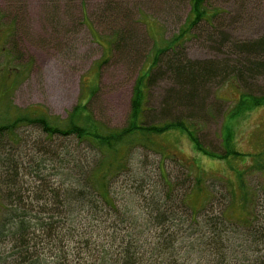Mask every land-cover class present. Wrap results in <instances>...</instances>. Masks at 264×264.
Segmentation results:
<instances>
[{"label": "rangeland", "instance_id": "rangeland-1", "mask_svg": "<svg viewBox=\"0 0 264 264\" xmlns=\"http://www.w3.org/2000/svg\"><path fill=\"white\" fill-rule=\"evenodd\" d=\"M109 2H114L112 6L117 11L114 16L120 17L119 20L108 16ZM201 7L206 9L207 19L201 20L186 36L182 47L189 59L231 57L228 48H220L214 42L213 31L224 32L235 43L264 36V0H206ZM125 15L135 25L133 31L145 42L142 57L136 53L119 56L113 51L114 34L126 22ZM193 18L192 0H0V125L25 114L32 118L45 115L52 125L66 128L74 108L87 103L83 116H76L78 122L90 114L106 130H122L128 125L139 77L148 70L158 50L165 48ZM171 54L172 51L161 56L146 88L148 98L143 109L147 124L172 118L163 113L165 96L174 87V79L167 72ZM223 79L219 77L206 86V115H183L188 118L187 123L194 121L202 144L223 155L222 158L195 149L182 129L153 135L150 143L154 150L130 144L129 138L126 139L116 163H109L114 155L101 158L91 144L73 137H54L50 146L49 142L46 144L52 150L38 155L32 144L36 145L40 132L26 126L18 128L16 132L22 135V140L9 142L10 150L19 147L23 156L21 173L25 174L26 182L23 192L29 196L27 208L33 206L34 213L41 211V203L37 204L34 196L45 191L44 183L39 186L35 182L36 176L31 173L33 164L44 156L50 159L42 172L60 182L70 175L74 164L72 161L61 165L59 170L60 158L54 150H60V156L68 160L72 158L65 153L68 149L78 162L86 161L87 166L99 159L105 163L111 194L126 215L137 218L135 229L144 221L147 211L143 198L136 192L135 181L145 176L149 181L147 189L155 192L168 191L166 180L175 184L174 188L170 185L169 204L179 205L187 195L190 208L199 213L200 220L211 214L220 216L226 209L225 216L234 222L236 229L235 236H231L235 246L238 241L244 242L245 237L251 240L256 226L264 225V101L256 106L253 104L256 100L249 94L264 96V71L248 76L247 87L232 75ZM46 136L42 134V139ZM143 137L146 136L136 135L137 139ZM117 164L126 167L119 170ZM3 192L0 185V219L6 211ZM112 219L106 224L110 225ZM124 224L129 227L124 231L133 234L132 225ZM155 232L153 228L150 236ZM259 241L262 243L254 245L257 252L247 253L250 260L264 253V239ZM12 246L11 240L0 238V264L10 262ZM238 249L235 247V258L230 264H236ZM242 259L239 255L237 263ZM83 264H87L85 259ZM189 264L199 262L196 259Z\"/></svg>", "mask_w": 264, "mask_h": 264}, {"label": "trees", "instance_id": "trees-1", "mask_svg": "<svg viewBox=\"0 0 264 264\" xmlns=\"http://www.w3.org/2000/svg\"><path fill=\"white\" fill-rule=\"evenodd\" d=\"M205 1L192 0L194 18L190 24L183 27L165 48L158 50L148 70L139 77L131 100L127 127L108 131L90 114L84 115V119L78 122L76 116H83L87 103H79L74 108L69 116L70 124L66 128L52 125L45 115L32 118L25 114L18 115L6 125H0V185L3 186L2 199L6 205L5 214L0 219V238L13 242L8 264H83L84 259L87 264H189L196 259L199 264H230L235 258V247L242 248L241 251H236V264L239 255L243 256V261L239 264H246L247 261L251 264H264V253L256 255L253 260L247 255L249 251L256 253L254 245L262 243L259 240L264 239L263 223L256 226L251 240L245 237L244 242L238 241L235 246L231 236H235L236 229L234 222L226 218V209L220 216L211 214L200 220L199 213L190 208L187 195L186 199L181 198L179 205L169 204L172 197L170 185L174 188L175 184H169L167 180L165 183L168 191L162 189L155 192L147 189L149 181L145 180V176L136 179V192L143 198L147 211L144 221L135 229L137 218L133 216L132 219V216L126 215L127 212L116 205L105 163L99 159L94 165L87 166L86 161L78 162L76 155L68 149H65V153L72 157L68 160L60 156V150H54L60 158L59 170L61 165L72 161L74 164L70 175L60 182L42 172L46 160L50 159L44 156L33 164L31 173L36 176L35 182H38L37 185L44 183L42 186L45 187L44 192L34 196L37 204L41 203L39 207H42L41 211L34 213L33 206L27 208L29 196H25L23 192V184L26 182L25 174L21 173L23 156L20 148L10 150L12 146L9 141L17 143L22 136L16 132L17 129L26 126L40 132L36 145L32 144L37 147L38 155L48 154V150H52L48 146L54 137H73L91 144L101 158L114 155V160L109 162L112 163L117 160V155L123 150L124 141L128 138L130 144L134 142L136 146L154 150L150 143L153 135L182 129L186 131L195 149L207 156L222 158L223 155H218L202 144L194 121L193 124L187 123L188 118L183 115H206L204 109L207 99L204 93L207 92L206 86L215 79L222 77L227 80L232 75L237 80L244 81L242 84L247 87L250 84L248 76L264 71V36L255 41L235 43L224 32L213 31L214 42L220 48H228L231 57L207 61L189 59L182 50L183 43L200 21L207 19L206 9L201 7ZM113 3L109 2L106 12L109 17L119 20L120 17L114 16L117 11ZM125 16H122L126 21L124 27L114 34L113 51L116 50L119 56L136 53L142 57V44L145 42L137 36V31H133L136 27L130 23L129 16ZM148 36L150 37L149 34ZM170 51L172 54L168 57L167 72L174 79V87L165 96L166 107L163 113L172 118H166L158 124H147L146 110L143 109L148 98L146 88L153 79L152 71L159 65L161 56ZM147 55L146 53L143 63ZM249 95L256 100L253 103L256 106L264 101V96ZM45 133L46 139H42V134ZM138 134L146 137L137 139ZM11 136L13 139H10ZM21 140L22 138L19 142ZM47 142L49 145L46 147ZM125 167L126 165L121 164L116 166L119 170ZM111 218H114L112 223L106 224ZM251 220L249 218L247 222L250 223ZM124 223L132 225L135 230L132 231L133 234L124 231L129 229ZM153 228L156 232L151 237Z\"/></svg>", "mask_w": 264, "mask_h": 264}]
</instances>
